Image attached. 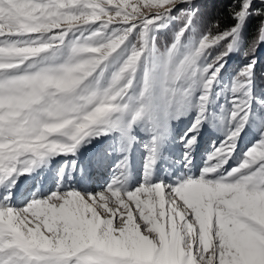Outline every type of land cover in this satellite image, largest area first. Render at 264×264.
Returning <instances> with one entry per match:
<instances>
[{
  "label": "snow or ice",
  "instance_id": "1",
  "mask_svg": "<svg viewBox=\"0 0 264 264\" xmlns=\"http://www.w3.org/2000/svg\"><path fill=\"white\" fill-rule=\"evenodd\" d=\"M178 5H185L178 16L183 25L161 47L157 33L177 18ZM193 5L0 0V264H264V133L224 175H212L216 164L175 184L150 180L159 130L183 114L200 88L189 133L198 131L244 24L253 14L264 15L254 0H233L235 23L223 29L214 24L186 50V33L199 12ZM260 43L264 20L249 50ZM214 49L215 57L204 63ZM255 66L253 59L233 79L234 127L210 160L226 163L250 119ZM140 120L150 122L155 135L145 145V180L136 188L127 186L125 157L98 191L58 184L46 196L33 192L21 207L13 203L20 174L50 156L75 155L90 138L113 131L131 142ZM195 142L192 135L185 146ZM77 167V160H65L61 177Z\"/></svg>",
  "mask_w": 264,
  "mask_h": 264
},
{
  "label": "bare ground",
  "instance_id": "2",
  "mask_svg": "<svg viewBox=\"0 0 264 264\" xmlns=\"http://www.w3.org/2000/svg\"><path fill=\"white\" fill-rule=\"evenodd\" d=\"M225 82H226L225 80H222V81H219L217 83H219L218 86L220 87ZM214 124L216 125L217 123L215 122ZM210 128H211V124H208L207 128L204 130V135H207V137L212 136L210 134ZM203 139H204L203 144H208L205 141V136L203 137ZM247 139H248V134H246L242 138L241 144H244L247 141ZM90 140H91V142L83 143L79 147L78 151L76 152L78 155L84 149L89 151L90 153H92L96 149L97 142L94 143V138H90ZM104 145H107V144L105 143ZM203 147H204V150L208 149V147L205 145ZM203 153H204L203 151L198 152L194 156V158L192 160H190V164H189V162L188 163L184 162L182 164H181V162H171L168 165V167H165L164 165L156 164L150 170V172H151L154 168L155 172H156L154 177L150 176V180L151 181L157 180L156 182L163 181V182L168 183V184H175L177 182L178 178L183 179V178H186L188 176H191L193 178H199L201 176L203 170L206 167L213 166V162L215 160H217V159L210 160L209 159L210 156L209 157L202 156ZM56 156H63V155L50 156L45 163L41 164L38 167H35L31 172L23 173V174H20L18 176V180H17V182H15V184L18 182H21L23 184V192L20 194V196L13 197V203L16 206H18V204L23 206L24 204H26L28 202V200L31 199L32 190L36 187L37 182L42 180L44 178V176H45L44 186L42 189H39V192L41 193L42 196H46L49 192L54 191L57 188V185H58V183H56L57 172L53 168L54 165L57 164V161L54 164H52V167H48V163L50 162V160L54 159ZM109 157H111V156H109ZM235 159L236 158H233L231 160V163ZM109 161H110V159H107V161L102 165V171H103L102 183H99L95 179V175L97 174V170L94 169L92 176L88 182H82L79 184L75 179H71L69 181L62 182L60 184H62L64 187H73V188L80 189L81 191H89V192L98 191L107 184L108 178L111 176L110 166L108 165ZM142 163H143V160H141V159L138 160L136 162V167L134 168L133 174L129 178H126L127 179V186L129 189H134L137 187L136 185L138 184V180L143 175ZM198 166H202V169L198 170ZM235 168L236 167L234 166V164L226 163L225 166L217 168L216 173H214L212 175L213 176H217L218 174L224 175L227 172H229ZM178 172H180V174L178 176L174 177L175 174H177ZM47 173H49L48 177H46Z\"/></svg>",
  "mask_w": 264,
  "mask_h": 264
},
{
  "label": "rangeland",
  "instance_id": "3",
  "mask_svg": "<svg viewBox=\"0 0 264 264\" xmlns=\"http://www.w3.org/2000/svg\"><path fill=\"white\" fill-rule=\"evenodd\" d=\"M224 1H229V2H231L232 4H233V0H194V5H197V3L199 2L200 4L202 3V4H204V3H206L205 4V6H204V9H202V11H201V20L203 21V22H207L208 21V25H207V27L208 28H212L213 27V23H212V20L213 19H211L210 17H211V12H212V10H213V5H214V8L216 7V6H218V4L219 3H222V2H224ZM238 5V4H237ZM239 6V5H238ZM182 7H185V5H178L177 6V9H175L174 11H173V15H175L176 16V14H179V8H182ZM194 7H196V6H194ZM198 8H199V6H198ZM254 8H264V0H254ZM205 10V11H204ZM204 11V12H203ZM199 14V15H200ZM198 15V14H197ZM253 15H255V14H253ZM260 16H262V15H260ZM249 18H251V17H249ZM211 19V20H210ZM262 20H264V15L262 16ZM262 20H261V22H262ZM261 22H260V24H261ZM256 39H258V33L256 34V37H255ZM196 43V42H195ZM195 43H191V44H185V49L186 50H188L190 47H192V46H194V44ZM264 43H260L259 44V46L258 47H256L255 48V50L253 51V54H247L246 56H244V57H241V59H234L235 58V56L233 57L232 56V52H230V54H229V56H227L225 59H226V63H225V65H224V67L221 69V70H224V69H228V70H230V68L231 67H233V66H237V64L238 63H240L239 64V70L238 69H236L235 71H234V73L233 74H230V77H235V76H237V74L246 66V65H248L249 63H251V61L253 60V59H255L256 60V66H255V69H254V77H256V78H258V77H260V76H262V75H264ZM216 51H217V49H214V50H212V53L211 54H215L216 53ZM210 56V55H209ZM209 56L207 57V59H206V61H205V63H207V62H211V60H212V58L210 57L209 58ZM252 56V57H251ZM258 60H260L261 61V64L258 62ZM222 72V71H221ZM220 72V73H221ZM110 78V77H109ZM262 86H259V88H258V92H257V94H259L260 92H261V102L262 101H264V91H262ZM231 89H232V86L231 87H229L228 88V90H229V94H230V98L232 97V95H233V93H232V91H231ZM224 99V98H223ZM198 101V95H196V93H193V95L192 96H190L189 98H188V106L185 108V114H184V117L188 114H192L193 112H194V107H193V104L195 103V102H197ZM232 101H228L226 98L224 99V104H223V113H225L226 114V112H227V109H229V111H230V107H232ZM198 110L199 109H197L196 110V112L194 113V115L193 116H191L189 119H187V120H185V122L184 123H177V122H174V123H172V124H170V126H168L167 127V130L166 131H162L161 130V132H163V135H165V137H166V143H169V145H171V143L175 140V139H177V138H179V137H181V138H183L184 136H186V133L188 134V136L190 135V134H192V133H189V129L190 128H192V126H193V123H194V121L197 119V116H198ZM255 112H256V114H257V116L258 117H260V116H264V103L263 104H255ZM184 117L182 118V121L184 120ZM209 121H211V119L209 120ZM147 121L146 120H143V123H146ZM205 122H206V119L202 122V124H201V126L199 127V129H198V131H199V133H200V131H202V129H204V127H205ZM139 123V121L136 123V124H138ZM135 124V125H136ZM136 129V128H135ZM131 133H135V134H138V136H139V138H141V139H143V143L141 144V148L137 151L142 157H143V159H144V163H143V168H145V164H146V156H145V154H146V147H145V145L146 144H149L150 142H151V140H152V138H150V139H148V137H150V136H153L154 135V133H153V131L151 130V124H150V126H149V128L148 129H145V128H143V129H141L140 131H139V133L137 132V131H134V132H131ZM111 135V133L108 135V134H106V135H101V136H98V137H94V139H98V138H101V139H106V138H108L109 136ZM250 135H252V136H255L256 135V133L255 132H252V131H250ZM255 138H256V136H255ZM261 139V138H260ZM260 139H256V140H260ZM111 140V138L108 140V141H110ZM125 140V138L122 136V134L121 133H119V135L116 137V142H112V143H110V145H107V148H110V147H112V151H117V149H118V146H117V144L119 143V142H121V141H124ZM138 140V139H137ZM255 140V139H254ZM256 140L251 144L252 146L251 147H253V145H255L256 144ZM126 141V140H125ZM132 142V141H131ZM238 146H239V144L237 143V144H235V149H234V151H236L237 150V148H238ZM129 151L131 152V149H129ZM233 151V152H234ZM248 151H246L245 152V156H246V153H247ZM172 152L170 151V149L169 148H166L165 150H164V154H166V156H167V162H166V165L168 166V164L173 160V158H174V156H171L170 154H171ZM131 156V155H130ZM132 157V156H131ZM59 158V160H60V162H59V164H58V173H59V178H58V182L59 181H61L64 177H66V176H72V174H70V171H71V169H65L64 170V172H63V174H62V176H63V178L61 177V168H62V166L64 165L63 164V162L65 161V160H70V159H68V157L67 156H65V157H58ZM218 163L219 164H224V163H221V160H218ZM42 183L43 182H38L37 183V185H36V188L34 189V192L35 191H38V189L42 186ZM45 183V182H44ZM143 183V180L142 179H139V184H142ZM21 205L20 204H18V206L17 207H20Z\"/></svg>",
  "mask_w": 264,
  "mask_h": 264
},
{
  "label": "trees",
  "instance_id": "4",
  "mask_svg": "<svg viewBox=\"0 0 264 264\" xmlns=\"http://www.w3.org/2000/svg\"><path fill=\"white\" fill-rule=\"evenodd\" d=\"M205 4L206 3L200 4L198 2L197 5H193V6H196V8H198V6H199V8H198L199 12H198L196 20L194 21V26H193L192 32L186 33L185 44L195 43L197 34L203 33L205 31H207L208 29H210L207 27V25L209 24L208 21L203 22L201 20V14L200 13H201L202 9H204ZM214 5L212 7L213 10L211 12V17H210L211 19H213L212 20L213 24L218 23L219 27L221 29H223V28L229 27L235 23L234 19L231 16V11H230L233 7V4L231 2L224 1L222 3H219L218 6H216L215 8H214ZM236 7H239V6L236 5ZM176 16H177L176 19L171 20V22L168 23L166 27H164L158 31L157 42H158L159 46L163 47L164 45L171 43L175 33H177L180 30V28L182 27L183 21L178 18L179 14H176ZM262 16L251 15L250 16L251 18H248L246 23L244 24L243 29L240 33L239 40L237 41V47H236L237 52L240 54V59H241V57H244L249 53L253 54V51L249 50V46L252 44V42L254 40H256L255 37H256V34L258 33V29L260 26V22L262 20ZM218 51H219V49H217L215 54H211L212 59L215 57V55L217 54ZM246 51H247V54H245ZM258 62L261 64L260 60H258ZM260 78L264 80V75H262L258 78L255 77L256 87L258 86V82H259ZM231 80L233 81V79H231Z\"/></svg>",
  "mask_w": 264,
  "mask_h": 264
}]
</instances>
